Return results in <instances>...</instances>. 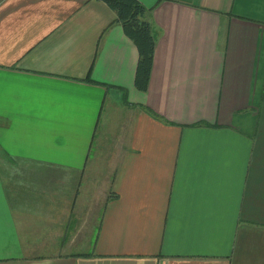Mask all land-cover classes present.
I'll use <instances>...</instances> for the list:
<instances>
[{
  "label": "crops",
  "instance_id": "crops-1",
  "mask_svg": "<svg viewBox=\"0 0 264 264\" xmlns=\"http://www.w3.org/2000/svg\"><path fill=\"white\" fill-rule=\"evenodd\" d=\"M137 1L146 92L105 3L0 0V264H264V0ZM112 136L100 212L82 209Z\"/></svg>",
  "mask_w": 264,
  "mask_h": 264
},
{
  "label": "trees",
  "instance_id": "trees-1",
  "mask_svg": "<svg viewBox=\"0 0 264 264\" xmlns=\"http://www.w3.org/2000/svg\"><path fill=\"white\" fill-rule=\"evenodd\" d=\"M99 1L105 3L115 13V22L122 26L124 34L135 45L138 60L134 75V86L138 91L146 92L149 85L155 48V37L152 26L147 19L148 9L137 0ZM85 81L94 83L90 79H86ZM140 107L151 117L160 118L150 108L142 105Z\"/></svg>",
  "mask_w": 264,
  "mask_h": 264
},
{
  "label": "rangeland",
  "instance_id": "rangeland-1",
  "mask_svg": "<svg viewBox=\"0 0 264 264\" xmlns=\"http://www.w3.org/2000/svg\"><path fill=\"white\" fill-rule=\"evenodd\" d=\"M114 113L116 114V112ZM123 122V118L120 114L113 117L110 122L113 132H120ZM112 137L113 139H107L106 143L104 142L99 146L95 144L93 152L91 153V161L87 166V174L82 180L80 189L81 200L79 203L80 208L82 209H90L93 212L95 211V213L100 212L104 195L109 189L108 185L114 173V166L118 162L120 154V144L118 143V137ZM108 194L110 195L111 193L109 192ZM85 195L88 198H85ZM92 197H94L95 201L91 199ZM96 199L97 206L95 207L94 205ZM46 252L51 253L52 250H48Z\"/></svg>",
  "mask_w": 264,
  "mask_h": 264
}]
</instances>
